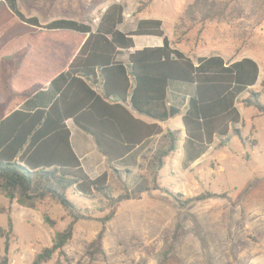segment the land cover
<instances>
[{"label":"trees","instance_id":"obj_1","mask_svg":"<svg viewBox=\"0 0 264 264\" xmlns=\"http://www.w3.org/2000/svg\"><path fill=\"white\" fill-rule=\"evenodd\" d=\"M230 4L195 0L182 21L188 25L222 20ZM125 19L124 4L115 2L102 14L96 28L92 23L71 19L43 26L38 18L26 17L20 11L18 0H0V77L13 95L0 109V191L29 208H38L51 198L73 218L65 230L57 232L52 247L36 255L34 264H42L61 252L73 239L77 223L87 219L69 198L71 192L74 198H101V202L108 203L109 214L100 219L102 229L91 244L102 253L107 223L124 202L141 199L146 192L161 190L182 206L227 197L226 192H208L185 200L182 194L158 183L167 157L178 150L181 139V130L164 129L159 123L182 114L180 108L169 104L173 83L195 87L182 116L191 160L197 158L196 145L209 146L218 140V148H223L233 136L248 142L238 127L242 115L237 101L257 83L259 64L248 57L236 62H227L222 56L194 60L174 46L178 43L166 34L163 20L142 18L124 31L121 26ZM187 33H180L178 25V42L189 39ZM141 35L161 37L163 45L130 51L135 48L134 36ZM125 53H129L128 60L119 59ZM99 80L101 93L93 86ZM47 84L57 95L48 109H17L26 97ZM260 97L259 92L251 91L243 103L255 106L264 115ZM134 111L156 122L148 123ZM69 119L94 137L109 163L108 171L96 178L85 171L71 144ZM157 140L156 148L143 153ZM255 143L253 140L250 144ZM123 174L132 178L134 187L126 184L124 193L112 196L110 180L123 181ZM44 219L54 225L47 214ZM13 233L10 219L6 250ZM4 263L10 264L8 258Z\"/></svg>","mask_w":264,"mask_h":264},{"label":"rangeland","instance_id":"obj_2","mask_svg":"<svg viewBox=\"0 0 264 264\" xmlns=\"http://www.w3.org/2000/svg\"><path fill=\"white\" fill-rule=\"evenodd\" d=\"M194 1L18 0V5L26 17L38 18L43 26L54 18L96 26L106 9L120 2L126 16L122 30L129 31L142 18H161L177 47L193 53L195 60L198 51L193 48L206 42L208 46L201 52L212 53L211 45L218 35L225 55L264 60V0H222L231 3L226 18L185 25L182 17ZM178 25L180 33L188 30L189 39L178 42ZM242 144L234 137L227 147L213 149L207 160L192 167L168 162L158 178L159 185L182 194L185 200L208 192H226L227 197L182 206L169 194L153 190L141 199L124 202L107 223L104 253L91 244L102 229L100 219L109 214L108 203L101 198H74L71 192L69 198L88 217L77 223L70 243L42 264H264V162L255 165L241 157L239 163L233 162L232 156L240 153ZM126 184L134 187L126 174L123 181L111 179L110 194L124 193ZM45 214L54 225L45 221ZM10 219L14 233L6 250ZM72 220L69 211L51 198L38 208H29L0 191V264H5L6 258L10 264H34L36 255L52 247L57 232L65 230Z\"/></svg>","mask_w":264,"mask_h":264},{"label":"crops","instance_id":"obj_3","mask_svg":"<svg viewBox=\"0 0 264 264\" xmlns=\"http://www.w3.org/2000/svg\"><path fill=\"white\" fill-rule=\"evenodd\" d=\"M149 18V17H147ZM156 18V17H155ZM59 19H69V18H54L51 20V22ZM161 19V18H158ZM74 20V19H71ZM77 21V20H76ZM100 21V20H99ZM50 22V23H51ZM86 23V22H82ZM99 23V22H98ZM89 24V23H87ZM93 25V24H92ZM98 25V24H97ZM93 25L94 28L97 27ZM165 27V23H164ZM166 34L170 37V39L173 41L172 35L166 32ZM135 40V48L131 49L130 51H134L136 49H142L145 47H155V46H162L163 45V39L161 37L157 36H151V35H141V36H134ZM177 47V44L174 45ZM208 45H206V42L201 43L197 48H193V50L198 51V57H210V56H222L225 58L227 62H236L239 60H242L244 58H252L254 59L260 67V74L259 78L257 80V83L252 86L249 90L245 91L238 99L237 101V107L242 115V122L238 126L241 131L244 138L248 139V142H243L239 137L240 141L243 143L240 149V153H237L238 158H236L234 155L232 156L233 162L239 163V157L242 158V161L245 160V162H250L255 165L262 164V161L264 159V115L260 114L255 106H246L243 103L244 99H247L251 91L259 92L261 94L260 100L264 104V60L257 59L256 57L252 56H235L234 54H231L229 56L225 55V52L222 49V38L221 36H215L213 44L211 45V52L212 53H202L201 51L206 49ZM180 50L184 51L187 55L192 57L195 60V56L192 55L193 53L186 52L180 47H177ZM194 52V51H193ZM236 52V51H235ZM129 57V53H125L119 56V59L123 61H127ZM3 75L2 72V64L0 61V76ZM94 89L97 90L99 93L102 92V85L101 81L99 80L96 84L93 85ZM195 93V87L189 84H184L180 82H175L172 84L168 99L169 104H174L178 108L181 109L182 114L178 115L174 118L169 119L166 122H159L161 126L164 129H179L181 130V139L179 141L178 150L174 153H172L169 157L166 159V164L168 162H175L180 165H185L192 167L194 165H199L200 163H203L207 158H209V155L213 153V149L221 150L223 148H218L219 141L215 140V142L212 145L209 146H199L196 145L197 148V158L194 160H191L193 157L192 154L188 151L189 144L187 143V137L184 130L183 125V113L185 112L190 97ZM56 93L52 89L50 84L45 85V87L41 88L39 91H37L35 94L26 97L24 101H22L17 109L25 110L34 112L38 109H48L54 100L56 99ZM13 97V95L10 92V89L8 86L1 80L0 77V109L2 105L6 104L10 99ZM135 115L148 122V123H154L156 122L154 119L139 114L135 112ZM246 115L249 117V120H246ZM67 125L71 131V144L72 147L77 154V156L80 158L83 167L85 171L92 177L96 178L106 171L109 170V163L106 159V157L103 155V153L100 151L99 147L97 146V143L92 135L89 133L83 131L72 119H69L67 121ZM237 136H233L231 142L233 141V138ZM255 140V145L251 146V141ZM158 145V140L149 145L147 148L143 149V153H146L147 150L151 148H156ZM249 156V160H246V156ZM220 160V157H216ZM221 161V160H220ZM140 162L144 163V159H140ZM166 166V165H165ZM165 168V167H164ZM164 168L160 171V176L164 173ZM119 169H122L119 167Z\"/></svg>","mask_w":264,"mask_h":264}]
</instances>
